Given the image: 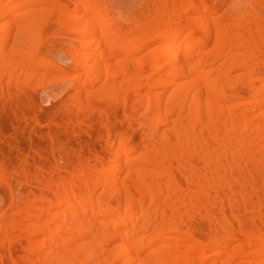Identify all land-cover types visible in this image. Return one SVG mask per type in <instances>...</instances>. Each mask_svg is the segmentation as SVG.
Listing matches in <instances>:
<instances>
[{"label": "bare ground", "instance_id": "6f19581e", "mask_svg": "<svg viewBox=\"0 0 264 264\" xmlns=\"http://www.w3.org/2000/svg\"><path fill=\"white\" fill-rule=\"evenodd\" d=\"M114 6L0 0V264H264V0Z\"/></svg>", "mask_w": 264, "mask_h": 264}, {"label": "rangeland", "instance_id": "374dc122", "mask_svg": "<svg viewBox=\"0 0 264 264\" xmlns=\"http://www.w3.org/2000/svg\"><path fill=\"white\" fill-rule=\"evenodd\" d=\"M111 3H112V5L114 6V7H116V8H118V9H122V13L123 14H126L127 16H129V17H131L133 14H134V12H136V11H139V10H145V12L146 13H149L147 10H146V6H147V0H111ZM147 9H149V8H147ZM124 10V11H123ZM54 43H55V45L54 46H58V41H53ZM53 43V44H54ZM57 44V45H56ZM57 54H55V56H56ZM56 62H57V64L58 65H60L61 67H63V68H65L66 70H69L70 68V63H69V61L67 60V58L65 57V56H62V54H58V56H56ZM63 85V84H62ZM61 85V86H62ZM63 87V86H62ZM56 88H60L59 86H57ZM40 93V92H39ZM42 94V93H41ZM41 94L40 95H38L39 97L41 96ZM36 94L34 95V98H38V99H40V101H41V103L39 102V100H37L38 102H36L41 108V110L40 109H38L37 111L34 109V111L30 108V110L28 111V113H29V115H34V114H38V116L40 117V119L42 120V126H43V129L41 130L43 133L44 132H49V130H51V131H53L54 132V135L55 136H57L58 135V138L60 139L59 141L60 142H58L57 143V145L60 147V148H65L66 150H68L69 149V153H71L72 155L73 154H77L78 153V151H79V149L83 146V144H82V140L84 139V137H85V139L87 138L86 136H87V131H86V129L84 130V133L85 134H83L84 135V137H83V139L81 138V140L80 139H78L73 133H72V127L70 126V125H67V124H65V123H61V125L60 126H57V128L56 127H53L52 128V126H51V122H52V125H53V122L56 120V115H57V109H59V108H56L55 106V102L52 100L51 102H53V103H50L49 105H48V103H47V100L46 99H44V97H46V96H44L43 94V96H41V98H39L38 96H37ZM42 99V100H41ZM43 99H44V102H43ZM36 100V99H35ZM46 100V101H45ZM40 103V104H39ZM44 103V104H43ZM1 115H4V112H3V114L2 113H0ZM55 116V117H54ZM3 117V116H2ZM55 119V120H54ZM57 121V120H56ZM20 124V125H19ZM19 124H18V127H20V129H21V137L23 138V141H21L20 143H19V148L21 149V150H28V146H29V142L27 143V139H29L28 141H32L31 143L34 145V146H39L40 145V143H42V142H44V143H42L41 145H44L45 147H49L50 146V140L48 141L46 138H45V140H47V141H44V138L42 137V135H40V134H38L39 133V131H37V130H34V126L27 120V118L26 119H23V121H20L19 122ZM17 125L15 124V128H18V127H16ZM46 127V128H45ZM59 127V128H58ZM10 129V131H8V134H6V135H3V136H5V137H7L9 140V142H11L12 141V143H13V138H12V136H13V128H12V126H11V128H9ZM46 129V130H45ZM57 129V130H56ZM36 131V132H34V131ZM115 131H116V129L114 130V134H115ZM10 132V133H9ZM34 132V133H33ZM61 133V134H60ZM10 135H11V137H10ZM23 135V136H22ZM59 135H61L60 137H59ZM69 135V136H68ZM5 137H2V139L0 140V147H1V149H5L4 147H6V149H7V143L5 142ZM82 137V136H81ZM116 137V136H115ZM42 138V139H41ZM84 139V140H85ZM26 142V143H25ZM40 145V146H41ZM22 146V147H21ZM44 146H42L43 148H45ZM66 146H67V148H66ZM5 149V150H6ZM12 151H13V153H12ZM11 151V154H16V152H15V150H12ZM59 154V153H58ZM24 156H21V160H19V164H23V162H24V165H25V163H26V161H27V158H23ZM24 160H26V161H24ZM23 161V162H22ZM43 162V161H42ZM40 163H41V161H40ZM43 164H45L44 162H43ZM26 167L28 166V169L30 168L31 169V167H29V165H25ZM7 177H8V179L10 178V175H7ZM17 184V183H16ZM17 186V188H18V185H16ZM20 189V188H19ZM4 192L2 191L1 192V195H0V202L1 203H4V195H3V197H2V194H3ZM2 197V198H1Z\"/></svg>", "mask_w": 264, "mask_h": 264}]
</instances>
